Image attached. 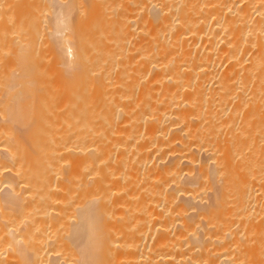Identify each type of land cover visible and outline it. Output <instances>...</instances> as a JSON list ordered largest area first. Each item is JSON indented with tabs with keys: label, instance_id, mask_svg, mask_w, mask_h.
Listing matches in <instances>:
<instances>
[{
	"label": "bare ground",
	"instance_id": "obj_1",
	"mask_svg": "<svg viewBox=\"0 0 264 264\" xmlns=\"http://www.w3.org/2000/svg\"><path fill=\"white\" fill-rule=\"evenodd\" d=\"M0 264H264V0H0Z\"/></svg>",
	"mask_w": 264,
	"mask_h": 264
}]
</instances>
